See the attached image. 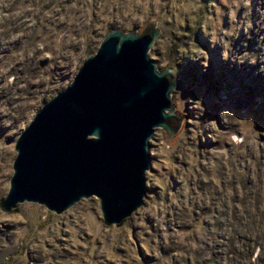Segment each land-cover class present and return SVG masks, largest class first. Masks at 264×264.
<instances>
[{
  "label": "rangeland",
  "instance_id": "374dc122",
  "mask_svg": "<svg viewBox=\"0 0 264 264\" xmlns=\"http://www.w3.org/2000/svg\"><path fill=\"white\" fill-rule=\"evenodd\" d=\"M149 19L181 122L148 140L142 204L109 225L95 196L0 208V264H264V0H0V200L34 113Z\"/></svg>",
  "mask_w": 264,
  "mask_h": 264
},
{
  "label": "water",
  "instance_id": "95a60500",
  "mask_svg": "<svg viewBox=\"0 0 264 264\" xmlns=\"http://www.w3.org/2000/svg\"><path fill=\"white\" fill-rule=\"evenodd\" d=\"M158 31L152 19L139 32L110 29L40 106L15 139L1 210L25 201L60 213L95 196L109 225L142 204L148 140L156 128L175 134L181 122L170 101L173 70L147 55Z\"/></svg>",
  "mask_w": 264,
  "mask_h": 264
}]
</instances>
